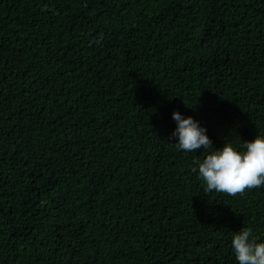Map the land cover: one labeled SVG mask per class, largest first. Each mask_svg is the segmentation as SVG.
I'll return each mask as SVG.
<instances>
[{"label":"trees","instance_id":"trees-1","mask_svg":"<svg viewBox=\"0 0 264 264\" xmlns=\"http://www.w3.org/2000/svg\"><path fill=\"white\" fill-rule=\"evenodd\" d=\"M174 111L264 133V0H0V264H238L264 187L206 194Z\"/></svg>","mask_w":264,"mask_h":264},{"label":"clouds","instance_id":"clouds-1","mask_svg":"<svg viewBox=\"0 0 264 264\" xmlns=\"http://www.w3.org/2000/svg\"><path fill=\"white\" fill-rule=\"evenodd\" d=\"M172 118L177 122L172 133L178 137L177 149L185 152L213 149L202 160L195 159L196 166L191 168L194 173L198 169L206 194L218 192L238 196L264 187V133L257 134L252 140H243L240 146L226 141L221 148H215L206 134L207 129L192 116L184 117L174 111ZM231 246L238 264H264V240L255 237L250 226L233 234Z\"/></svg>","mask_w":264,"mask_h":264}]
</instances>
